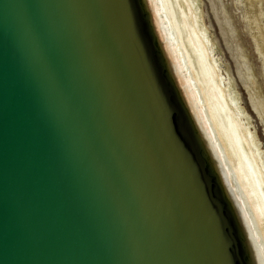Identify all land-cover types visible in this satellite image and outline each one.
Returning <instances> with one entry per match:
<instances>
[{
    "label": "water",
    "instance_id": "1",
    "mask_svg": "<svg viewBox=\"0 0 264 264\" xmlns=\"http://www.w3.org/2000/svg\"><path fill=\"white\" fill-rule=\"evenodd\" d=\"M127 5L0 0V264H220L215 226L145 78ZM150 27L176 89L170 111L204 146L202 179L222 191L223 254L257 264L154 14Z\"/></svg>",
    "mask_w": 264,
    "mask_h": 264
},
{
    "label": "bare ground",
    "instance_id": "2",
    "mask_svg": "<svg viewBox=\"0 0 264 264\" xmlns=\"http://www.w3.org/2000/svg\"><path fill=\"white\" fill-rule=\"evenodd\" d=\"M255 1L238 0L245 10V19L264 71V25L260 21L263 13L261 8L258 10L255 6ZM158 7L159 23L154 17L159 37L174 66L186 103L207 140L230 196L232 192L225 180V173L230 172L239 180L237 166L246 176L252 175L249 170L251 166L257 175L249 183L254 185V190L264 192V175H261L264 153L235 83L229 72L224 73L218 66L217 57L220 56L217 55V46L212 36L209 37L205 31L198 0H158ZM162 31L167 35V43L161 35ZM239 52L240 47L236 50V53ZM241 59L243 72L240 68V81L246 89L248 102L258 112L256 102L260 101L261 91L256 77L247 67L246 58L241 56ZM181 77L187 89L181 85ZM213 144L216 145L215 150ZM259 199L264 200V197ZM233 200L239 211V205ZM253 251L255 256L254 246Z\"/></svg>",
    "mask_w": 264,
    "mask_h": 264
},
{
    "label": "snow or ice",
    "instance_id": "3",
    "mask_svg": "<svg viewBox=\"0 0 264 264\" xmlns=\"http://www.w3.org/2000/svg\"><path fill=\"white\" fill-rule=\"evenodd\" d=\"M127 7L131 10V17L128 21L129 33L137 44L144 75L152 91L157 108L166 119L170 114L171 136L183 163L197 184L209 216L215 226L217 240L222 252L220 264H233V259L223 254L225 249L230 253L231 247L228 243L223 221L220 218V209L217 206L222 191L220 188L213 190L212 186L202 179V168L207 166L204 146L199 143L194 132L189 130L183 120L178 118L176 113L170 111L173 107H179L176 89L165 70L161 49L157 47L150 27L152 14L155 15L157 23H159L158 0H146V3H141V0H128ZM149 8L152 9V13L148 12ZM161 35L167 43V35L163 31ZM169 52H171V48H169ZM181 85L187 89L183 77H181ZM248 99L246 97L243 101L245 106H247ZM252 99L255 100V97H252ZM256 108L259 109L258 112L255 109H249V111H252L253 115H258L260 118L259 122L264 124V82L261 85L260 101L256 102ZM193 110L196 111L195 108ZM215 148L216 145L213 144V150ZM261 166V175H264V160L261 161ZM249 170L252 175L246 176L243 174V170L237 166L236 172L239 174V180L235 179L230 172L225 173V180L232 192L236 205H239V211H235V205H231L235 213V220L240 224L241 228L245 226L247 228V234L243 236V239H251L252 243L249 249L252 250L254 246L256 261H258V264H264V200L259 199L264 197V192L254 190V185L249 183L257 175L251 166ZM225 215L231 221V215L227 212Z\"/></svg>",
    "mask_w": 264,
    "mask_h": 264
},
{
    "label": "rangeland",
    "instance_id": "4",
    "mask_svg": "<svg viewBox=\"0 0 264 264\" xmlns=\"http://www.w3.org/2000/svg\"><path fill=\"white\" fill-rule=\"evenodd\" d=\"M198 6L205 24V31L209 37L212 36L214 44L217 46V55L220 56L217 57L218 66L224 73L225 71L229 72L235 83L242 105L251 118L253 131L259 139L260 149L264 153V124L259 122L258 115H253V112L249 111V109H253L250 103L247 102V106L243 103L248 96L239 77L240 68L243 72L241 56H244L247 67L256 77L261 91L264 71L252 39L251 30L245 19V10L238 0H198ZM255 6L258 7V10L259 8L262 10L263 17L260 21L264 25V0H256ZM238 47H240V52L236 53Z\"/></svg>",
    "mask_w": 264,
    "mask_h": 264
}]
</instances>
